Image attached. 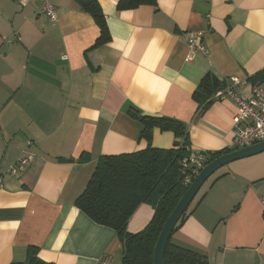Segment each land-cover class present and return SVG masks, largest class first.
<instances>
[{"label":"crops","instance_id":"1","mask_svg":"<svg viewBox=\"0 0 264 264\" xmlns=\"http://www.w3.org/2000/svg\"><path fill=\"white\" fill-rule=\"evenodd\" d=\"M48 1L54 23L39 1L0 0V264H27L30 248L44 264H122L115 231L93 223L75 199L100 157L146 148L130 109L179 122L192 150H235L233 101L203 107L192 96L208 73L222 84L236 78L244 99L264 85L255 79L264 74V0H156L123 11L119 0ZM92 3L108 34L97 47ZM189 33L200 35L205 54L188 47ZM176 141L152 130L154 148ZM27 155L25 171L8 176ZM208 180L171 244L208 264H264V151ZM153 214L139 205L126 231H143Z\"/></svg>","mask_w":264,"mask_h":264},{"label":"trees","instance_id":"2","mask_svg":"<svg viewBox=\"0 0 264 264\" xmlns=\"http://www.w3.org/2000/svg\"><path fill=\"white\" fill-rule=\"evenodd\" d=\"M155 1L119 0L117 10L154 5ZM87 11L100 30V36L93 46L97 47L108 41L106 24L96 5L92 3ZM255 79L264 80V74L256 75ZM223 85L208 73L192 97L198 105L204 107ZM128 114L142 125L140 137L147 142L146 148L130 154L100 157L83 192L75 199L74 206L93 223L115 231L122 244V264H153V249L160 230L188 188L182 185L180 161L186 157L185 146L189 145L185 129L179 122L164 117L140 115L132 109L128 110ZM154 128L172 132L178 141L171 149L152 147ZM223 154L206 153V164ZM141 204L153 207V217L143 231L129 234L126 225ZM190 211L189 205L172 233ZM170 237L164 249L163 264H208L204 257L171 244ZM28 250L27 264H44L37 259L35 249Z\"/></svg>","mask_w":264,"mask_h":264},{"label":"built area","instance_id":"3","mask_svg":"<svg viewBox=\"0 0 264 264\" xmlns=\"http://www.w3.org/2000/svg\"><path fill=\"white\" fill-rule=\"evenodd\" d=\"M19 5L25 6L36 1L41 2L40 13L50 23L56 22L57 12L48 0H15ZM188 47L203 54L206 49L200 41L199 34L189 33L186 35ZM240 83L231 77L224 81L222 88L218 89L212 96L213 100L229 99L236 106L234 117L233 143L234 149L249 147L264 140V85H254L251 88L249 98H242L236 91ZM30 142L26 143V146ZM186 157L180 161V172L182 174V185L188 187L194 177L206 165V153L195 151L190 146H185ZM30 156L21 157L15 164L8 168L6 174L10 177L19 175L25 171L31 162ZM3 186V176L0 174V189Z\"/></svg>","mask_w":264,"mask_h":264},{"label":"water","instance_id":"4","mask_svg":"<svg viewBox=\"0 0 264 264\" xmlns=\"http://www.w3.org/2000/svg\"><path fill=\"white\" fill-rule=\"evenodd\" d=\"M263 151L264 140L249 147L235 149L228 153H225L207 163L199 171V173L194 177L186 191L178 200L176 206L169 214L168 218L166 219L165 223L163 224L160 230V233L153 249V264H163L164 249L175 225L177 224L185 210L188 208V206L191 204L192 200L197 195L200 188L207 181V179L227 164L257 155Z\"/></svg>","mask_w":264,"mask_h":264},{"label":"rangeland","instance_id":"5","mask_svg":"<svg viewBox=\"0 0 264 264\" xmlns=\"http://www.w3.org/2000/svg\"><path fill=\"white\" fill-rule=\"evenodd\" d=\"M209 179V178H208ZM207 179V180H208ZM209 181V180H208ZM208 181H206L203 185H202V187L200 188V190H199V194H201L202 193V191L203 190H205V187H206V183H208ZM199 194L197 193V195L194 197V199L192 200V203L190 204V208L192 207V205H194L195 204V202L197 201V199L199 198Z\"/></svg>","mask_w":264,"mask_h":264}]
</instances>
